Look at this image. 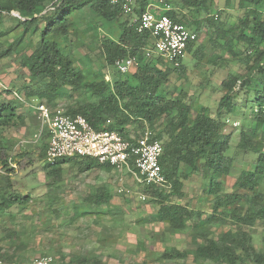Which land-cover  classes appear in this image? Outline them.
<instances>
[{"label":"trees","instance_id":"trees-1","mask_svg":"<svg viewBox=\"0 0 264 264\" xmlns=\"http://www.w3.org/2000/svg\"><path fill=\"white\" fill-rule=\"evenodd\" d=\"M154 1L169 6L165 14L187 28L195 26L199 30L202 24L213 28L216 38L212 42L245 67L244 74H229L222 82L224 95L215 116L204 107L195 108L185 92L175 94L172 91L171 77L174 74L183 76L186 71L184 58L180 66L175 67L159 56L146 57V49L151 46L150 34L139 33L133 21ZM235 1L241 15L236 25L226 29L221 20L222 12L212 15L216 0H135L132 14L124 11L126 0H119L116 5L111 0H0V23L5 16L11 17L12 12L19 13L22 18L18 19L16 27L0 31L1 39L16 28L22 29V34L6 48L0 43V62L15 56L19 66L27 70L19 79L24 81L22 93L31 103H45L55 109L66 89L73 94L85 92V103L77 102L66 109L71 116L85 117L96 131H117L128 139L129 128H134L138 135L150 126L155 139L161 141L164 148L160 164L167 180L165 186L142 188L144 196L157 206V221L175 235L191 231L198 260L214 264H264V251L256 246L252 232L259 227L264 230V0ZM88 12L100 20L94 26L95 31L98 32L99 26H108L111 33L114 25L118 31L116 38L108 35L101 40L99 50L106 65L98 71L92 66L87 68L84 63L78 67V59L70 50L73 38H80L90 29L86 28L81 34L77 26L78 18ZM29 33L31 36L39 34V41L28 55L20 46ZM195 45L196 42L191 43L187 53L193 52L194 57L203 60L204 47L194 50ZM85 57L89 64L94 63L91 56ZM129 57H137L139 66L125 75L118 71L116 62ZM109 68L113 70L112 77L105 72ZM86 75L92 79L87 80ZM1 89L6 100L0 96V161L6 173L0 174V211L8 212L14 207H24L31 200V196H22L15 190L16 169L10 166L9 158L20 170L26 168V159L28 165L33 164L34 159L28 151L12 154V141L6 140L3 134L26 127L28 120L37 116L31 109L34 117L22 110L23 106L27 107L15 97L18 90L2 84ZM242 94L246 97L244 110L250 111V117L242 120L237 148L244 155L255 156L256 160L254 168L243 170L234 190L227 192L223 178L231 175L235 158L228 154L232 135L226 133V127L237 115ZM108 120L112 123L108 124ZM41 136L44 140L39 150L44 160L48 132L45 130L38 138ZM72 160L78 163L82 173L94 168L112 170L109 165L92 158L62 160L45 167L48 185L55 186L63 181V166ZM192 175H199L207 182L203 194L212 204L211 213L180 203L186 196L185 181ZM113 198L111 189L104 186L88 200L102 207ZM227 226L228 230H221ZM4 236L3 241L11 237L17 239V242H9L10 249L23 248L15 231L5 228ZM7 252L0 246V260L4 264H17V252ZM161 258L185 259L187 251L174 248L163 253ZM54 262L104 264L97 256L84 257L80 253L68 258L62 255L60 261L54 258Z\"/></svg>","mask_w":264,"mask_h":264},{"label":"rangeland","instance_id":"rangeland-1","mask_svg":"<svg viewBox=\"0 0 264 264\" xmlns=\"http://www.w3.org/2000/svg\"><path fill=\"white\" fill-rule=\"evenodd\" d=\"M218 11L222 12L221 20L226 29L236 25L241 15L235 0H230V3L227 0H216L212 15L219 13ZM184 12L189 13L188 10ZM93 16L88 12L87 15L78 18L77 26L80 27L81 34L86 28L90 29L86 34L80 35V38H73L70 50L78 59V67L84 63L87 68L92 66L94 71H98L106 65L99 50L101 40L108 35L116 38L118 31L115 25L111 26L110 30H114L111 33L107 30L108 26H99L98 32L95 31L94 26L100 20ZM205 17L203 15L201 18ZM18 19L5 16L0 23V31L16 27ZM189 28L198 35L194 50L203 46L205 57L198 60L193 52H188L184 57L186 71L183 76L174 74L171 77V89L175 94L185 92L194 102L195 108L204 107L215 116L220 99L224 95L222 82L229 74H244L245 67L232 60L230 54L212 42V39L216 38L213 28L205 24H202L199 30H196L195 26ZM21 34L22 29L16 28L14 32L1 38L0 43L6 48ZM38 41L39 34L31 36L29 33L20 49L29 55ZM216 41L221 43V40ZM235 50L240 52L238 49ZM87 54L92 57L94 63L87 62L85 57ZM105 72L113 75L110 68ZM25 73L27 70L19 66L15 56L0 62L1 99L6 100L2 94L1 84L23 92L24 81L19 77ZM86 79H92V76L86 75ZM65 92L66 94L58 101V106L68 107L77 102L87 101V94L83 91L73 94L66 89ZM245 104L246 97L242 94L238 101L237 115L231 118L226 127V133L232 135L228 154L235 158L231 175L223 178L224 190L227 192L234 190L237 178L243 170L254 168L256 160L255 156L244 155L237 148L242 120L250 117V111L244 110ZM22 110L33 116L30 108L23 106ZM127 132L130 135L136 134L134 128H129ZM39 133L40 122L33 118L28 120L26 127L7 130L3 134L6 140L12 141V154L28 151L34 159L31 165L27 164L29 160L26 159V168L23 170L17 168L13 176L15 190L22 196H31L30 202L24 207H14L8 212L0 211V246L6 253L17 252V264H32L44 256H51L60 261L62 255L68 258L79 253L84 257L97 256L104 264H214L196 259L191 231L175 235L167 230L166 225L157 221V206L144 196L142 187L126 171L119 172L112 168L109 172L94 168L82 173L78 163L72 160L63 166V181L55 186L48 185L45 168L47 163L45 159H41L39 150L44 136L38 138ZM185 183L186 196L180 203L192 209L211 213L212 204L203 194L207 182L199 175H192ZM104 186L111 189L113 200L102 207L91 204L89 196ZM5 228L18 234L23 244L22 249L8 247L10 241L17 242L15 237L3 241ZM229 228L227 226L221 230L226 231ZM252 232L256 246L264 251L262 244L264 230L259 227ZM174 248L187 251V258L180 260L161 258L163 253Z\"/></svg>","mask_w":264,"mask_h":264},{"label":"built area","instance_id":"built-area-1","mask_svg":"<svg viewBox=\"0 0 264 264\" xmlns=\"http://www.w3.org/2000/svg\"><path fill=\"white\" fill-rule=\"evenodd\" d=\"M119 0H111L113 5ZM135 0H126L124 11L132 14ZM170 8L162 1L148 5L146 11L133 25L139 33L150 34L151 46L146 49V57L156 54L171 65L180 66L188 47L197 41V34L183 24L174 22L165 14ZM15 17L19 14L13 13ZM139 66L137 57L118 60L116 67L122 74H129ZM107 79H109L107 77ZM17 99L23 101L15 93ZM40 122V134L48 132L46 163L55 165L59 161L74 158H92L100 164L109 165L119 172H128L142 188L145 186H165L167 180L160 164L164 148L162 142L155 139V133L146 126L138 135L127 139L117 131H96L87 119L81 115L71 116L63 105L52 109L45 103H36L32 107ZM108 124L112 121L108 120ZM230 123V122H228ZM9 164L17 170V165L9 158ZM6 170L0 161V174ZM144 198V197H143ZM0 264H4L0 260ZM32 264H55L54 258L45 256Z\"/></svg>","mask_w":264,"mask_h":264},{"label":"crops","instance_id":"crops-1","mask_svg":"<svg viewBox=\"0 0 264 264\" xmlns=\"http://www.w3.org/2000/svg\"><path fill=\"white\" fill-rule=\"evenodd\" d=\"M155 2V1H154ZM157 2V1H156ZM13 13L14 12H12L11 13V17H15L14 15H13ZM15 13H17V12H15ZM17 14H19V13H17ZM19 16H20V14H19ZM21 17V16H20ZM19 18V17H18ZM19 19H22V18H19ZM189 28V27H188ZM190 29V28H189ZM193 31V30H192ZM194 32V31H193ZM195 33V32H194ZM16 93V92H15ZM15 93H14V95H15ZM16 94H18L19 95V97L20 98H22L23 99V101H21L22 103H24V105L27 107V108H30L32 111H34L33 110V106H34V104H36V103H31L30 101H28L26 98H25V96L23 95V93H16ZM16 97V96H15ZM35 113V112H34Z\"/></svg>","mask_w":264,"mask_h":264}]
</instances>
